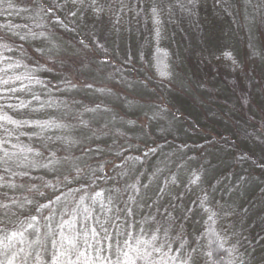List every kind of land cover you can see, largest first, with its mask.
<instances>
[{
  "label": "trees",
  "instance_id": "trees-1",
  "mask_svg": "<svg viewBox=\"0 0 264 264\" xmlns=\"http://www.w3.org/2000/svg\"><path fill=\"white\" fill-rule=\"evenodd\" d=\"M7 3L8 0H4L3 3H0V12L4 13L0 15V26L12 25L14 27L11 30H6L5 28L0 27V36H4L6 41L13 45L14 51L4 52V55L11 57L13 61L17 60L16 58H20V56H22L21 46L23 49H25L35 43L34 45L36 47L33 46V48H35L33 53L36 54V57H38L37 60H39L43 54L46 58L57 55L60 56L62 54V51L59 47L56 48V50H53V53L46 52V47L44 49L43 47L46 45L45 43H49V41H67L70 44L76 46L75 49L72 48L73 51H75L78 49L77 47L84 48L85 50V47L80 44V40L83 39L89 45L86 50H88L90 55L89 57H91V59H94V61L97 63L99 61L102 64L101 66L114 65V62L118 63L119 67L116 68L118 69L116 74H118V77L124 74L123 77H125L126 75L130 76L128 69H133L129 68L127 59H124V57L120 56L118 50L115 49V40L119 39L120 41H123L119 43V45H121L125 41H128V39H131L132 41H136V43H133L135 46L138 42L142 43L146 39L149 51L148 63L150 65L149 68L152 78L154 81L157 80L159 83L165 84V86H168V83L170 85L175 83V79H179L178 76L186 74L188 78L187 67L189 66V63H191H188V60L192 58L190 56L188 60H186L187 57L182 56L184 55L183 41L186 40H183V37H186L191 33V27H193V21L195 19H199L198 24H200L201 27L204 25L202 28L204 32L212 30V35L215 36L217 41H224V38L229 39L232 37V34L235 35V31H237V29H239L244 35L252 36L254 34L253 36H255V38H253H257V41H259L260 34L257 29H259L261 26L264 29V0H195V7H193L191 13L196 14V18H191L188 15L189 22L186 21L187 18L185 19L183 17L182 9L179 10L174 4L173 0H98V6H104L102 20L97 18L92 13V11L86 7V4L85 6L73 4L71 0H11V3L14 5V7L4 11L7 7ZM121 4L124 5V10L122 12L120 11ZM172 4H174V6ZM153 5L157 7L160 21L159 24L154 22V18L152 16L151 9ZM71 12H76V18L71 15ZM57 18H59V20L62 22L61 24H57L55 22ZM77 18L90 24L89 27L92 26L93 29H97V33H101V38L112 41V47H110L112 50L105 49V47H100V49H98L96 45L94 46L93 42H91V35H88L86 30H83L82 27L76 25ZM157 29H159V37H157L156 34ZM11 32L26 34L28 38L26 41H20L17 37L12 36L10 34ZM50 33H52L53 36L49 35ZM13 41H17V43ZM230 41H233V39L231 38ZM94 47H96V49ZM38 48H40V50ZM67 48V50H71L69 47ZM114 49L116 52L113 51ZM256 51H260L258 46ZM225 52L230 53L231 58L225 57ZM103 61H106V63H102ZM194 61H196L195 63L197 66H200L199 64L201 61L198 59H194ZM233 61H235V63ZM240 62L241 61L237 59L236 52L233 49V44H231L230 47L221 45L220 49L213 52L212 55H209L208 60L202 65L207 70L209 82L214 83L218 81L219 77H221L220 73L222 75L223 73H238L240 71L239 67L241 66ZM175 65H178V67L174 68ZM138 68L140 69L142 66L140 67L138 65ZM158 69L159 71L167 72L168 77H161L159 75ZM180 69H182L183 72H180ZM16 71L23 72L25 69L21 67ZM34 71L36 72L34 73L35 76L42 82L43 86L37 84L32 88V91L40 96L41 102L51 99L53 101V106L46 107L45 109L34 113L29 109H24L22 112H19L5 108L4 111H6L8 115L15 119H53L59 123H62L61 119H63V124L69 125L70 127L67 130H51L46 132L44 135L53 137L52 140L42 141L35 136L31 141L28 140L27 136L20 137V140L24 144L31 143L34 148H38L44 152L45 156H49L52 151H56L57 157L62 158L67 155L70 156L71 159L68 161H63V166H55L57 170L54 172H48L47 170L41 169L33 173V176L36 178L32 179L31 181H28L27 178H25V181H20L19 177H17L16 180L18 183L23 182L26 184L25 188H17L14 191L5 188L0 189V192H8L10 197L15 196L21 201L25 196L35 201H41L42 198L35 191H28V183L36 184L41 188V190L46 191L49 195H51L52 190L43 189L42 181L39 179V177H43V180L49 181L51 184L56 185L58 184V181H62L64 176L68 175L70 172L75 174L73 169L75 167H79L82 170L80 173V182L67 186L61 184V191H67V187L75 189L79 187L80 184H84L86 186L87 184L92 183V180H95L94 186L86 190L89 194H94L96 191H102L104 193L105 201L109 195L113 196L115 206L113 207V211L108 215L112 217L119 215L120 219L118 223L120 225L121 233H123L125 230V219L128 221V225L132 226L129 230L132 231L134 235L140 234V227L151 231V229L154 227V224L151 221V217L154 215L153 210H155L156 213H159L164 209L162 213L163 216L159 219L161 222L166 220V210L168 213H171L172 219H176L175 216L178 215L174 213V210H170V206L172 207V205H174L171 199L173 197H176V199L179 197L183 204L186 206L189 205L188 207L193 210L191 215L187 216L186 221L191 220L190 218H193V220H198L196 226L198 225L199 228L198 233H200L199 241L201 245L200 251L204 264L209 261V258L206 255L208 251L213 252L211 260L217 261V264H228L230 260L233 261L234 264H240L241 261H243V264H251V262L253 263L251 259V250L249 254L246 255L241 249V245L244 243L245 239H243L244 237L239 232V229H241L239 225L242 223V221H239L240 223H238V220L240 219L238 217L240 216L239 213H236L237 209L235 208V205L242 199H249L250 197H253L255 194L254 191H251V194L248 197L239 194L237 190L233 191L236 194L229 193L228 196H235V200L234 204L231 203L232 205H228L223 199H221V197H219V192L221 193V190L227 179L224 178V182L222 178L219 177V175H216L215 177L211 176L208 178L210 181H207L204 175L209 164H220L223 166L222 170L225 171H222L223 174L233 167L231 171L235 170L236 174L239 173L237 177H246V174L249 173V178L251 177L253 183H256L257 181L258 185H262L264 182V168L259 167L258 164H264V160L242 159L234 166L235 162L230 161L227 158V160H220L218 158L215 159L214 162L210 161L209 163L203 158L205 154H200L195 158L187 157V159H185L181 165L180 163H178L176 166H174L175 163L170 165V168L165 172V174L158 176L157 174L160 172L158 171L156 173L157 177L155 176V179L149 182L150 187L147 189V192L148 197L150 198L137 197V203L130 205L134 215L126 217L123 209L125 208L127 197L116 192V189L118 188L112 183L114 181V170L124 166L126 161H132L136 162V166L139 168V171L145 162V152H148L149 155L154 154L152 155L153 157L145 162L151 165L152 160H155V158L158 157L156 152L161 153L170 150L175 152L176 149L182 151L184 149L189 150L193 147H198V143L191 142V140L194 139V136L189 132V130L184 131L186 126L182 123V117H189L186 115L189 109H186L187 111L184 112L181 110L184 113V116H180L179 111L172 112L167 110V108H163L161 105L155 106L157 109H159L162 115L166 114V116H168L170 119V122L168 123L169 125L165 126L164 128L162 126L160 131L174 132L177 129H182L184 133L183 141L172 140L169 137H160V134L158 137L159 139H155L157 141L156 143H146L143 140H138L142 143V145L136 146L133 139L125 137L119 138L118 134L116 138L113 136L114 140L120 143L125 142V146L127 148H136V153L134 155H124V153H122L119 155L104 154L98 156L97 154L104 152L102 148H104V146H108L107 143L109 144V142L114 141L113 138L110 141L106 140L107 142L104 143L100 141L95 142L92 140V142H89V144L84 146H82L80 143L73 146L70 151H66L65 145L61 141L56 140L55 137L71 136L77 139L78 136V139L83 143L84 138L81 136L86 133V127H84V124L77 123L78 121H95V124L102 121L108 122L111 126L109 127L111 130L110 132L114 133L113 135L118 133V130H120L119 128L124 131L127 130L125 129L126 127H134V124L119 118L118 114L110 108H104L102 106L95 105L94 101H97L98 89H96V87H94L92 84V87H88L86 85L87 87L85 88H78L76 86H71L66 81L63 83L59 81H51L48 78V75H50L49 70H46V68L42 65L35 67ZM138 73L140 74L142 71L138 70ZM51 75L54 74L51 73ZM180 80L183 79L180 78ZM139 85L142 86L143 84L140 82ZM16 95L25 101L32 100V93L30 92L17 93ZM18 102L19 101L16 99L11 101V103ZM88 102L91 104H88ZM0 103H2V101H0ZM88 105H93L94 107L89 108ZM133 105L138 104H131L128 101L127 103L119 105V108L123 110L128 108L129 110L130 108H134ZM38 106L39 102L32 100V104L29 107L31 108ZM86 109H95V111H86ZM88 117H91V119H88ZM100 124L101 123H99V125ZM90 125H92V123L89 124V126ZM8 127L11 128V126ZM17 131L32 133L34 131H39V129L24 128ZM142 135L144 137V132ZM140 137L142 139V136ZM43 143L48 144L47 149L42 147ZM200 145L202 146L204 144L200 143ZM127 148L125 150L130 152L129 150L131 149ZM151 149H155V152L150 151ZM140 152L141 154H138ZM239 156L240 155H238V157ZM115 157H117L116 160ZM126 157H132V159L126 160ZM136 157H139L140 159L137 160L135 159ZM164 157L166 156L164 155ZM111 158H113V160L110 161ZM200 159L202 161H199ZM196 161L197 165L195 163ZM225 167L229 168L226 169ZM17 171H23V169H17ZM193 173H196L200 176V180L196 184H191L189 182ZM226 175L227 174L224 176ZM144 176L145 175H143V179L142 177L140 178L142 180L141 182L147 183V176ZM173 176H175L177 180L175 184L170 182L171 177ZM255 176L257 177L255 178ZM89 177L92 179H89ZM129 181L130 178L123 182L125 185H122L120 189L121 191L126 187ZM166 181H168L166 193L158 199V189L159 187L165 186ZM122 196L123 199L121 200ZM263 196L264 189L262 193L260 192L259 197H256V195L253 197L251 200L253 205L257 206L258 203L261 204L262 202H258V200ZM205 197L206 199H204ZM202 199L204 200L203 207H201ZM43 202L47 201L44 200ZM86 203L90 204L91 201H86ZM166 203H169V205L165 209ZM148 204L151 206L148 208L147 215H145L144 212L146 211ZM72 206H74L73 203L69 201L68 207L71 208ZM180 206L175 211L178 212ZM53 207L56 209V218L58 220L60 212L65 207L64 202L61 201L59 204L53 205ZM117 208L121 210L119 213L116 210ZM205 208L209 211H205ZM210 213L216 214L213 218L214 222L213 220H209ZM27 215L28 213L26 211L20 218L23 219ZM92 215L103 220L105 213L103 209L100 208L99 204H96L93 207ZM43 223L44 221L42 220L41 224ZM170 223L172 226V220ZM89 224L94 225L95 222L89 221ZM76 227L79 228L80 225L77 224ZM109 232L114 234V229L109 228ZM29 239H31V237H29ZM105 244H107V242H105ZM220 245H223V247H220ZM233 248H235L236 251L230 255L229 252ZM257 254H255V256Z\"/></svg>",
  "mask_w": 264,
  "mask_h": 264
},
{
  "label": "rangeland",
  "instance_id": "rangeland-1",
  "mask_svg": "<svg viewBox=\"0 0 264 264\" xmlns=\"http://www.w3.org/2000/svg\"><path fill=\"white\" fill-rule=\"evenodd\" d=\"M173 2L179 10L182 9L183 17L185 19L187 18L186 21L189 22V17L196 18V14L191 13L193 7L188 3V0H173ZM174 4L172 5L174 6ZM198 23L199 19H195L193 21V27L190 26L191 33L186 37L182 36L184 38L183 40L186 39V42L183 41L184 55L182 56H186V60H188L190 56L192 58L188 60V63L191 62L187 67L188 78L186 74L178 76L179 79H175L176 82L172 85L168 83V86L159 83L157 80L154 81L152 78L149 68L150 65L148 63L149 51L146 39L142 43L138 42L135 46L133 43H136V41H132L131 39H128L130 42L125 41L121 45H119V43L123 41L119 39L115 40V49L118 50L120 56L127 59L129 68L134 70L128 69L130 76L126 75L125 77H123L124 74L120 77L116 74L118 70L116 68L119 67L118 63L114 62V65L101 66L102 64L99 61L97 63L94 59L89 57L90 55L86 48L84 50V48L77 47L78 49L73 51L72 48L75 49L76 46L63 40L58 42L57 40L49 41V43H45L46 45L43 47V49L46 47V52L48 53H53V50L59 47L62 51L60 56L57 55L46 58L43 54L42 57L37 60L38 57L33 53L35 51V48H33V46H35L34 43L23 49V52H21L22 56L16 59L22 61L24 65H27V68L33 73H36L34 71L35 67L42 65L46 70H49L50 75H48V78L51 81H59L62 83L66 81L71 86H76L78 88H85L87 87L86 85L92 84L98 89L97 101H94L95 105L110 108L118 114L119 118L134 124V127H126L125 129L127 130L124 131L119 128L120 130H118V133L113 135L114 133L110 132L111 130L109 127L111 126L108 122L102 121L99 122L101 123L99 125V123L95 124V121H87L88 127H86V133L81 136L84 138L83 143H81L82 146L92 141L104 143L107 142L106 140L110 141L112 138L114 140L113 136L116 138L118 134L119 138L125 137L133 139L136 146L142 145L138 140H143L146 143H156L160 134V137H169L172 140L183 141L184 133L182 129H177L174 132L162 131V133L160 131L162 126L164 128L169 125L170 119L166 114L162 115L155 106L161 105L163 108H167V110L172 112L179 111L180 116H184L183 112L189 109L188 113H186L189 117H182V123L186 126L184 131L189 130L194 136L191 142L198 143L197 145L199 146L195 147L197 149L193 147L192 149H184L182 151L176 149L175 152H172V150L161 153L156 152L158 157L152 160L151 165L145 162L153 157L152 155L154 154H148L145 156V162L139 171L136 162L126 161L124 166L114 170V181L112 183L118 189H121L122 185H125L123 182L125 180L127 181L128 178H130L128 182V184H130L134 182L137 177H142L143 179V175L147 176L146 181L148 180L147 183H149L155 179L153 173H157L158 169L160 172L157 175L159 176L165 174L170 168V165L174 163V166L178 163L181 165L187 157L195 158L200 154H205L203 158L209 163L210 161L214 162V160L218 158L220 160L229 159L235 162L234 166L242 159L264 160V31H262L264 29L262 26L257 29L260 34L259 41H257V38L254 39V34L252 36L244 35L239 29L235 31L236 36L232 34V37L229 39L224 38V41H217L215 36L212 35V30L204 32L202 30L204 25L202 24L203 27H201ZM76 25L82 27L83 30H86L88 35H91V42H93L94 46L96 45L98 49H100V47H98L97 44L102 45L105 49H111L112 41L101 38V33H97V29H93L92 26L89 27L90 24L77 18ZM49 35H52V33ZM231 38L233 41H230ZM13 42L17 43V41ZM231 44H233L237 59L241 61V66L239 67L240 71L236 74H234V72L229 74L223 73V75L220 73L221 77H219L217 82H209V75L202 64L208 60L209 55L219 50L221 45L230 47ZM125 46L126 48L124 49ZM257 46L260 48L258 52L256 51ZM67 47L71 50H67ZM96 47L94 48L96 49ZM38 49L40 50V48ZM115 49L113 50L114 52H116ZM194 59L201 61L199 64L200 66H197ZM138 65L140 67L142 66V68L139 69ZM177 67L178 65H175L174 68ZM138 70H141L142 73L139 74ZM180 70V72H183L182 69ZM51 73L54 75H51ZM180 78L183 80H180ZM140 82L143 84L142 86L139 85ZM144 84H147V87H144ZM128 101L131 104L138 105H133L134 108H130L129 110L128 108L124 110L119 108V105L127 103ZM88 104L91 103L88 102ZM93 105H88V107L93 108ZM181 110H183V112ZM88 119H91V117H88ZM61 120L63 123V119ZM77 123H81V121ZM91 123L92 125L89 126ZM94 131L97 133L95 136L93 135ZM143 132L144 137L142 135ZM140 136H142V139ZM77 140H79L78 136ZM200 143L204 145L201 146ZM107 145L108 146L102 148L104 152L97 154L98 156L104 154L114 155L118 153L134 155L136 153V148H127L125 142L120 143L114 140L109 142V144L107 143ZM126 148H130V152L126 151ZM138 154H141V152ZM164 155L166 157H164ZM238 155L242 157H238ZM116 158L117 157H115V160ZM111 160H113V158H111L110 161ZM199 161L202 160L200 159ZM195 163L197 165V161ZM62 164L63 161L60 165ZM209 165L204 175L207 181L209 180L208 178L211 176L215 177L216 175H219L224 182V178L227 179L221 193L219 192V197L228 205H232L231 203L234 204L235 196H228V194H236L233 192L235 190H237L239 194L245 195V197L250 196L251 191H254V196L256 195V197H259L260 192L262 193L264 189V182L262 185H258L257 181L253 183L251 177L249 178V173L246 174V177H237L239 173L236 174L235 170L231 171L233 167L223 174V166L220 164ZM225 168L228 169L229 167ZM225 174L227 175L224 176ZM157 175L155 176L157 177ZM256 177L257 176H255V178ZM121 192L122 194L119 193L120 195L128 197L129 193ZM253 197L242 199L235 205L237 209L236 213H239L240 216L238 217L240 218L238 223L242 221L239 225L241 228L239 232L244 237L243 239H245L244 243L241 245V249L246 255H248L251 250V259L253 261L251 264H264V196L259 199L261 201L258 200V202L262 203H258L257 206H254L251 201ZM171 201L174 205H172V207L170 206V210H174V213L178 215L175 216L176 219H172L173 223L168 237L172 242L173 249H178L181 241H186L187 243L183 249L184 255L186 256L188 253H192V249L195 248L197 249V253H192L195 264H204L200 251L199 228L198 225L196 226L198 220L190 218L191 220L186 221L187 216H190L193 210L188 211L191 208L188 207L189 205L186 206L183 204L179 197H177V199L173 197ZM151 205H147L146 211L144 212L145 215H147L148 208ZM168 205L169 203L165 204V209ZM179 206L180 209L178 212L175 211ZM163 210L159 213L153 210V217L159 220L160 217L163 216ZM161 239H163L162 236ZM255 254L257 255L255 256Z\"/></svg>",
  "mask_w": 264,
  "mask_h": 264
},
{
  "label": "snow or ice",
  "instance_id": "snow-or-ice-1",
  "mask_svg": "<svg viewBox=\"0 0 264 264\" xmlns=\"http://www.w3.org/2000/svg\"><path fill=\"white\" fill-rule=\"evenodd\" d=\"M3 2L4 0H0V3ZM71 2L81 6L86 4V7L102 20L104 6H98V0H87V3L86 0H71ZM188 3L195 7V0H188ZM13 7L11 0H8L4 11ZM123 10L124 5L121 4L120 11ZM151 12L154 22L159 24V14L155 5ZM2 14L4 13L0 12V15ZM71 15L75 16L76 12H71ZM55 22L62 23L59 18ZM0 27L11 30L14 26L2 25ZM10 34L20 41H26L28 38L26 34L16 32ZM156 34L159 37V29ZM80 44L85 48L89 47L83 39L80 40ZM97 46L103 47L99 44ZM11 51H14L12 44L8 43L4 36H0V101H2L0 103V189L7 188L14 191L17 188L26 187L25 183L17 182V177L20 181H25V178L31 181L36 178L33 173L41 169L54 172L57 170L55 166L60 165L62 161L70 160L71 157L67 155L62 158L57 157L56 151L45 156L44 152L34 148L31 143L21 142L20 137L22 136H27L29 141L34 136L42 141L52 140L53 137L44 134L51 130H67L70 126L53 119H15L4 111L5 108L19 112L29 109L34 113L53 106L51 99L41 102L40 96L32 91L35 85L43 86V84L27 68V65H24L20 60L13 61L11 57L4 55V52ZM21 52H23L22 46ZM224 55L231 58V54L228 52H225ZM233 62L235 63V61ZM102 63H106V61ZM21 67L25 71L17 72L16 70ZM159 75L164 78L168 77V73L164 71H159ZM87 86L92 87L91 85ZM144 87H147V84H144ZM24 92L32 93V100L39 102V106L30 108L32 100L25 101L16 95ZM14 99L19 102L11 103ZM86 111H95V109H86ZM81 123L85 127L88 126L85 121H81ZM24 128H34L39 131L32 133L17 131ZM93 135L95 136L97 133L94 131ZM55 139L65 145L66 151H70L73 146L82 143L71 136H56ZM42 147L47 149L48 144L43 143ZM150 151L155 152V149ZM147 155L148 152H145L144 156ZM125 159H132V157ZM135 159L139 160L140 158L136 157ZM258 166L264 168V164H258ZM17 169H23V171H17ZM73 171L75 174L70 172L56 185L39 177L42 181V188L51 189V195L41 190L36 184L28 183V191H35L42 198L41 201H35L27 196L21 201L15 196L10 197L8 192H0V264H195L192 253H195L197 249H192V253L185 256L183 249L187 242L181 241L179 248L174 250L172 242L168 239L171 229V213L166 210L164 222L157 220L156 217H151L154 227L151 231L140 227L139 235H134L129 230L132 226L128 225V221L125 219V230L121 233L118 223L119 215L116 217L108 215L115 206L113 196L109 195L105 201L102 191L89 194L86 190L94 186L95 180L86 186L80 184L75 189L67 187V191H61V184L67 186L80 182L82 170L75 167ZM155 175L154 172L153 177ZM89 179L92 178L89 177ZM199 180L200 176L193 173L189 182L196 184ZM170 182L175 184L176 177H171ZM167 183L168 181L165 182V186L159 187L158 199L166 193ZM149 187V183H142L137 177L134 182L122 190L129 193L123 209L126 217L134 215L130 205L137 203V197L150 198L147 192ZM116 192L122 194L120 189H116ZM44 200L47 202H43ZM61 201L64 202L65 207L57 220V212L53 205L59 204ZM69 201L74 205L71 208L68 207ZM86 201H91V203H86ZM96 204H99L105 213L103 220L92 215L93 207ZM203 204L204 200L202 199L201 207ZM116 210L118 213L121 211L119 208ZM26 211L28 215L21 219L20 217ZM205 211L209 210L205 208ZM215 215V213H210L209 220H213ZM42 220L43 224H41ZM89 221H94L95 224L90 225ZM77 224L80 225L79 228L76 227ZM109 228L114 229V234L109 232ZM235 251L236 249L233 248L229 254L231 255ZM206 255L209 258L206 264H217V261L211 260L212 251H208ZM228 264H234V262L230 260ZM240 264H243V261Z\"/></svg>",
  "mask_w": 264,
  "mask_h": 264
}]
</instances>
